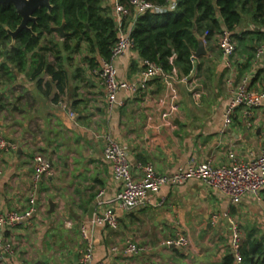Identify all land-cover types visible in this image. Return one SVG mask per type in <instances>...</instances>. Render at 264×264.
Instances as JSON below:
<instances>
[{
	"label": "crops",
	"instance_id": "crops-1",
	"mask_svg": "<svg viewBox=\"0 0 264 264\" xmlns=\"http://www.w3.org/2000/svg\"><path fill=\"white\" fill-rule=\"evenodd\" d=\"M102 4L114 16L112 0ZM254 28L242 23L235 31L241 35ZM58 36L61 43L63 37ZM235 41L230 66L213 34L204 40L205 52L195 57L196 67L189 75L174 66L165 71L173 75L169 81L158 75L149 79L145 90L118 92L123 104L112 108L90 72L84 42L77 51L63 50L59 62L46 54L51 72H63L60 81L43 71L37 78H43L42 84L37 85L24 71L16 73L13 82H1L0 135L10 143L0 154L1 210L20 212L30 205L35 154L51 161L54 174L37 183L35 213L0 230L11 244L0 264H74L83 246L81 224L93 243V261L101 264H223L231 254L233 226L240 233L241 251L255 243L264 246V189L259 196L247 194L234 204L198 178H189L163 185L144 203L122 210L113 201L118 184L102 155L107 133L127 150L131 173L137 177L142 175L138 163L169 173L200 161H246L250 153L264 149V108L238 106L232 122L222 128L233 84L248 75L250 88H264V58L254 57L258 39L246 34L241 42ZM115 64L118 78L141 80L143 64L135 48ZM45 82L50 83L49 91ZM170 86L175 89L176 108L169 113ZM108 206L118 216L116 229L93 221ZM179 235L187 239L185 244H167ZM126 241L142 250L135 255L112 251V246Z\"/></svg>",
	"mask_w": 264,
	"mask_h": 264
},
{
	"label": "trees",
	"instance_id": "trees-1",
	"mask_svg": "<svg viewBox=\"0 0 264 264\" xmlns=\"http://www.w3.org/2000/svg\"><path fill=\"white\" fill-rule=\"evenodd\" d=\"M125 1V0H122ZM155 5H164L166 0H148ZM103 0H49L50 8L39 7L33 13L34 21H28L29 28H21L14 35L21 17L11 4H0V83L13 82L16 73L29 71L30 78L37 79L43 71L62 80L63 72H51V63L46 54L56 62L62 51H77L81 42L86 44L90 69L96 66L98 56L108 58L111 46L117 39L116 21L109 6ZM250 20L254 30L242 34L264 39V0H177L176 7L165 12H145L136 17L131 36L141 59L159 64L164 71L176 67L184 75L193 68L194 51L198 46V35L208 40L227 28L237 41L242 36L235 29ZM248 23V21H247ZM63 24L65 35L60 42L57 27ZM263 30H260V28ZM255 53V48H254ZM174 56L170 61L169 58ZM49 91L50 83L45 82ZM46 91V92H47ZM2 106V105H1ZM256 255V256H255ZM238 264H264V246L255 243L241 251ZM223 264H234L232 254L226 256Z\"/></svg>",
	"mask_w": 264,
	"mask_h": 264
},
{
	"label": "built area",
	"instance_id": "built-area-1",
	"mask_svg": "<svg viewBox=\"0 0 264 264\" xmlns=\"http://www.w3.org/2000/svg\"><path fill=\"white\" fill-rule=\"evenodd\" d=\"M114 19L116 21L117 39L111 46L110 56L96 58L97 64L90 69L95 77L99 87L103 90L107 106L122 105L123 101L117 99L120 91H130L132 93L145 90L149 79L158 75L164 78H171V74H166L162 67L154 61L141 59L143 64L142 78L140 81H127L117 77L116 59L122 56L128 49L134 47V40L131 31L136 17L147 11L165 12L176 7L177 0H166L164 5H155L148 0H112ZM130 18V23L126 21ZM218 45L221 51L222 59L225 63L231 65V57L236 50V41L232 32L223 28L218 34ZM203 43L205 35H203ZM174 56H171V61ZM255 61H261L264 58V39L255 47ZM174 70V69H172ZM167 75V76H165ZM169 75V76H168ZM168 79V81H169ZM250 76L246 75L240 81L233 84L230 91L229 102L223 112L222 128H226L231 122L234 109L238 106L246 108L262 107L264 108V88L256 90L249 87ZM170 112L176 108L175 89L170 86ZM73 116V113H70ZM102 155L109 162L114 181L118 184L117 192L114 196L115 205L122 210H130L145 201L151 194L157 193L163 185L181 184L189 178H198L201 182L215 188L221 194L228 197L231 203H238L240 199L249 194L255 197L259 196L264 189V149L257 154L250 153L246 161H232L231 163L213 164L210 161H200L186 166H177L169 173H157L150 164H139L137 168L142 173L141 176L134 177L131 173V164L127 150L120 146L109 134H103ZM10 146L2 135H0V154L3 149ZM231 154V153H230ZM232 155V154H231ZM0 162V175H1ZM54 169L51 161L43 154L37 153L34 156L33 172L31 176L30 205L23 211H6L0 208V230L5 226H13L28 220L37 210L34 204L35 191L38 181L43 177H51ZM102 194L98 192L97 197ZM160 204V202H158ZM94 222L107 225L113 229L118 227V216L112 207H105L97 214ZM67 225H71L67 221ZM80 236L83 240V246L79 250V255L74 264H101L93 261V243L88 230L84 224L79 227ZM187 239L179 235L176 239L167 241V244L183 245ZM112 251L135 255L142 250L139 245L126 241L123 246L114 245ZM231 254L235 264L242 260L240 249V233L236 226H233L230 239ZM11 251V244L0 234V259L5 252ZM121 264H135L133 262H123ZM146 264H158L157 262H147Z\"/></svg>",
	"mask_w": 264,
	"mask_h": 264
},
{
	"label": "water",
	"instance_id": "water-1",
	"mask_svg": "<svg viewBox=\"0 0 264 264\" xmlns=\"http://www.w3.org/2000/svg\"><path fill=\"white\" fill-rule=\"evenodd\" d=\"M0 4H11L17 13L20 15L21 20L18 24L17 28L11 32V35L14 39V35L21 28H29L27 26L28 21H34L35 18L33 16L34 11L40 6H44L50 8L49 0H0ZM57 30L60 34V37H64L65 32L63 29V24L57 27ZM204 44L202 39H198L197 49L194 51L193 56L198 57L200 54L204 53ZM196 67V61L193 60V68ZM50 211L53 209V202L49 203Z\"/></svg>",
	"mask_w": 264,
	"mask_h": 264
},
{
	"label": "rangeland",
	"instance_id": "rangeland-1",
	"mask_svg": "<svg viewBox=\"0 0 264 264\" xmlns=\"http://www.w3.org/2000/svg\"><path fill=\"white\" fill-rule=\"evenodd\" d=\"M247 21H248V23H247ZM247 21H244V22H243V26H246V27H247V26L250 24L252 27H255L254 24L252 23V21H250V20H247ZM246 23H247V24H246ZM55 37H59V36L56 35ZM254 37H257V36H254ZM260 42H261V40H260V41L258 40V41H257V45H258ZM49 58H50L49 60L51 61V56H50Z\"/></svg>",
	"mask_w": 264,
	"mask_h": 264
},
{
	"label": "flooded vegetation",
	"instance_id": "flooded-vegetation-1",
	"mask_svg": "<svg viewBox=\"0 0 264 264\" xmlns=\"http://www.w3.org/2000/svg\"><path fill=\"white\" fill-rule=\"evenodd\" d=\"M40 7H43V6H40ZM38 9V8H37ZM35 12V11H34ZM28 23V22H27Z\"/></svg>",
	"mask_w": 264,
	"mask_h": 264
}]
</instances>
